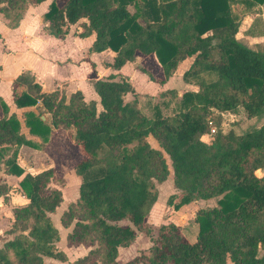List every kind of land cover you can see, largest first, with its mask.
Returning <instances> with one entry per match:
<instances>
[{"label":"trees","instance_id":"1","mask_svg":"<svg viewBox=\"0 0 264 264\" xmlns=\"http://www.w3.org/2000/svg\"><path fill=\"white\" fill-rule=\"evenodd\" d=\"M44 1L0 0V21L15 29L28 6ZM239 2L264 5V0H51L42 15L46 34L62 39L69 26L80 23L79 37L94 34L91 52L115 53L109 65L113 70L136 56L154 55L163 79L140 70L158 84L190 58L181 81L195 90L179 98L176 90H164L175 101L174 110L165 114V106L151 104L147 116L124 77L91 81L97 110L80 91L69 97L62 88L43 92L29 71L17 75L11 83L15 106L39 103L50 115V126L41 114L25 111L23 125L38 140L28 139L0 99V165L6 174L21 177L18 191L28 200L11 210L12 221L3 231L10 238L0 247V264L67 260L57 247L59 232L50 217L63 200L59 189L49 188L58 180L54 170L25 174L16 163L21 146L40 150L52 129H72L69 136L84 157L73 166L79 178L77 198L59 217L63 228L71 227L66 246L89 248L72 264H117L118 249L133 244L137 233L149 237L151 245L126 264H264V124L244 134H236L234 125L210 127L213 112L244 113L248 119L264 114V53L235 37L240 22L232 5ZM261 29L264 37V18ZM127 94L132 99L126 100ZM165 156L178 191L168 196L169 207L179 210L197 200L216 199V205L194 213L198 233L193 242L172 222L160 224L153 236L147 222L157 200L154 183L169 175ZM8 192L0 181L4 203Z\"/></svg>","mask_w":264,"mask_h":264},{"label":"crops","instance_id":"2","mask_svg":"<svg viewBox=\"0 0 264 264\" xmlns=\"http://www.w3.org/2000/svg\"><path fill=\"white\" fill-rule=\"evenodd\" d=\"M50 2L51 0H45L44 2L38 5L28 6L27 10L23 15L22 20L19 23V26L15 29L8 28L10 31H7V33H5L3 30V26L4 27L6 26L0 21V99L8 108V116L14 114L16 118L19 120L21 124V132L28 139L32 138L35 140L38 139L29 136V134L27 133V129L23 125V118H22L23 113L25 111L30 110L36 114H41L40 119L41 117H43L44 119L41 120L44 121L45 124L49 126H50V115L44 111V109L41 107L39 103L34 107H27L20 109H18L15 106L13 102V98L11 96V83L13 79L20 73L24 71H29L33 75L35 81L40 85L41 90L43 92H51L56 90L57 88H62L65 91V95L69 97L70 94L76 91H80L83 96V100L86 103L93 101L95 102L97 110H100L99 98L92 87V83H91L92 80L96 78L107 77L109 75H115L117 80L120 77L127 78L129 82L132 84L135 92L137 93L138 100H140L146 97L143 96L145 93L136 89L135 83H133L132 81L133 75H131L130 73H132L133 71H139L140 73H142L140 69L144 65L143 64L144 58L145 59L151 58L152 66L158 67V63L153 61V59H155V56L149 55L145 57L136 56L133 62L126 63L119 70L111 69L109 65L113 62L115 53L109 49L99 53L91 52L90 47L94 41V34L85 38L79 37L77 34L82 31L79 25L80 23H76L74 25L69 26L68 34L62 39L55 38L51 35L46 34L44 31L45 24L42 20V15L46 12ZM256 9L257 11L260 9L262 13L258 14L256 12ZM254 10H255L254 14L252 15L245 14L241 16V19H239L240 22L239 28L235 37L238 41H241L242 43L256 37L255 35L256 33L252 31L254 30L255 27L254 24L256 17L260 16L261 22L263 21L264 5H257L255 6ZM130 13L132 12L130 11ZM239 32H241L240 35L244 34V36H240L239 38L238 36ZM261 38L264 37L261 36ZM189 59H186L182 63H180L174 75L163 84L165 86L164 90L174 89L170 87V85L172 84L173 81L176 80L178 81V83L183 85L185 87V90H183L182 92H179V90L174 89L177 92L178 98L186 90H195L194 87L185 85L181 81L183 72L188 68V66L192 61V59L191 60ZM180 65H181V69L179 70ZM146 78L148 79L147 76ZM160 79H163V77ZM127 95H130V99H132L131 94H127ZM127 95L125 98H127ZM1 115H2V109L0 106V116ZM228 115H233V114H228ZM68 133L73 134V130L52 129L48 142L40 150L32 149L27 146H21L17 153L16 163L24 170L25 174L29 173L31 175L52 168L51 166H49V167L41 168L40 170H35V168L38 165L35 166L34 158L41 157L44 160L43 161L44 163L42 165H44L46 163V160H48L50 157L51 150L58 151L59 149L58 145L60 142L66 144L65 141L70 140L68 137ZM24 153L27 156V158L25 157L23 159L27 161L26 166L21 164L22 156H24L23 155ZM20 179L21 177H16L13 175L6 174L4 172L3 165L2 164L0 165V181L5 182L6 185L9 187V192H8L9 202L4 203L3 200L0 199V233L1 234H3L4 231L3 227L6 225V223L9 225L10 222L12 221V213H11L12 208L16 206H22L28 203V200L25 199L24 196H22L21 193L18 191V182L20 181ZM67 206H62L61 214L64 210H66ZM182 208L184 210L192 209L188 205L183 206ZM200 208L196 207V211L199 210ZM57 209L58 207L56 208V210ZM55 212L52 213L50 217L52 219V217L55 215L56 224L55 222L53 223L59 232L60 239H62L61 233L62 232L65 233L63 236L65 240L66 235L71 230V227L63 228L59 223V217L61 214L60 215L58 214L60 210L58 211L57 214ZM172 223L175 222L172 221ZM175 224L177 225V223ZM192 224L196 229V233L193 239L189 240L191 242H193L196 239L198 233V227H196L197 224L193 221V219H192ZM142 235L141 233H137L136 239L133 244L129 245L128 247L118 249L117 264H126L128 261H130L135 256H137L139 252L145 251L149 248L151 243L148 240L142 242V245L139 243L140 236ZM69 248L73 250H81L83 252V253L81 252L82 254L77 258L84 256L89 249L83 245L77 247H69ZM85 248H87V250H85ZM64 253L67 258L68 257L67 253L66 252ZM77 258H75V260ZM227 264L230 263L228 262Z\"/></svg>","mask_w":264,"mask_h":264},{"label":"rangeland","instance_id":"3","mask_svg":"<svg viewBox=\"0 0 264 264\" xmlns=\"http://www.w3.org/2000/svg\"><path fill=\"white\" fill-rule=\"evenodd\" d=\"M155 3L164 1V0H154ZM254 7H247L243 3H235L232 5L233 13L234 16L239 20L241 19V16L247 14V15H252L254 14L255 10ZM127 10H130L133 12V8L131 6H127ZM129 11V12H130ZM256 12L262 13V11L259 9ZM258 20V21H257ZM3 26V25H2ZM254 31L256 34L255 38L249 39L248 41L241 42L243 45L247 46L248 48L262 52L264 53V38H261L260 33L262 31V22L260 20V16H257L255 19V24H254ZM3 30L5 33L7 31H10L8 28L3 26ZM241 32H239V38ZM3 35V34H2ZM4 36V35H3ZM144 65L142 68L146 69L149 74L155 79V80H160V78L163 77L161 70H160V65L157 62V59H153L154 62L158 63V67H153L151 63V58L150 59H143ZM156 60V61H155ZM191 60V59H189ZM182 65V64H181ZM181 65L179 67V70L181 69ZM133 75V83H135V87L137 90L145 93L143 96H146L142 99L139 100V106L141 111L147 115L151 116L152 115V109H151V104H160L163 107V111L165 114L172 113L174 108L170 106H176L175 101H173V98L170 97L169 92H164L165 86L163 84H158L157 82L150 81L149 79L146 78V76L139 71H133L130 73ZM170 87L179 90V92H182L185 90V87L178 83V81H173ZM130 99V95H127L126 100ZM211 122H210V127L213 130H227L230 128V126L234 125L233 130L236 134H244L246 132H249L255 128L260 127L262 124H264V114L257 116L252 119H248L244 113H241L240 115H228V114H217L213 112L211 114ZM69 141H65L66 144H63L62 142L59 143L58 151H52L50 153V157L48 160H46V163L42 165L44 160L39 157V158H34L35 170H40L41 168L49 167L51 166L54 170L56 178L58 180L53 181L50 183L49 188L50 189H59L62 193V204L58 209L56 210V214L60 210L59 214H61V208L62 206H67L70 202L76 200L77 198V193H78V184H79V178L75 176L73 172V166L75 163L79 160H82L83 154L79 149H77L76 145L72 142L69 133H68ZM203 140H206L205 138L202 137ZM148 141L150 145L154 148L157 147V143L154 139L151 137L148 138ZM22 156V161L21 164L26 166L27 161L23 160L25 157L27 158L26 154H23ZM47 159V158H46ZM166 163L169 168V175L167 179L162 182V183H154V187L157 191V200L153 207L150 210L149 217L147 219V222L149 226L152 229V235L155 236L156 230L158 226L162 223L166 222H175L177 223V226L180 228L182 234L186 237L187 240L193 239L196 229L194 225L192 224V219L194 212L196 211V207L202 208V207H212L216 205V199H209V200H198L191 202L188 204L192 209H179V210H174L172 207H169L166 204V200L169 195L177 193L178 191L174 188L173 182H172V170L170 168V161L168 160L167 156H165ZM175 199V202L178 201L179 195ZM187 206V205H185ZM183 211V212H182ZM53 222L56 224V219L55 215L52 217ZM58 221V220H57ZM125 222V221H124ZM126 223V222H125ZM174 223V224H175ZM176 225V224H175ZM8 227V224L3 227L5 228ZM196 227H198L196 225ZM64 232L61 233L62 239L59 240L57 246L59 249L63 250L64 252L67 253V261L64 263L58 262L57 260L50 259V258H45L44 264H72V262L80 256L83 252L81 250H73L69 247L65 246V240H64ZM142 235V234H141ZM8 238V236L1 234L0 233V247L3 243V241ZM148 240L149 237H145V235L140 236V244L142 245V242ZM150 242V241H149ZM88 248V247H87ZM85 248V250H87ZM133 250V249H132ZM82 252V253H81ZM262 254V252L259 250V256ZM120 261V260H119ZM125 262V261H123ZM121 263V262H120Z\"/></svg>","mask_w":264,"mask_h":264},{"label":"water","instance_id":"4","mask_svg":"<svg viewBox=\"0 0 264 264\" xmlns=\"http://www.w3.org/2000/svg\"><path fill=\"white\" fill-rule=\"evenodd\" d=\"M41 119L43 120L44 118H43V117H41Z\"/></svg>","mask_w":264,"mask_h":264},{"label":"built area","instance_id":"5","mask_svg":"<svg viewBox=\"0 0 264 264\" xmlns=\"http://www.w3.org/2000/svg\"><path fill=\"white\" fill-rule=\"evenodd\" d=\"M201 139H202V137H201ZM203 140V139H202Z\"/></svg>","mask_w":264,"mask_h":264},{"label":"bare ground","instance_id":"6","mask_svg":"<svg viewBox=\"0 0 264 264\" xmlns=\"http://www.w3.org/2000/svg\"><path fill=\"white\" fill-rule=\"evenodd\" d=\"M244 22V21H243ZM243 26V25H242Z\"/></svg>","mask_w":264,"mask_h":264}]
</instances>
